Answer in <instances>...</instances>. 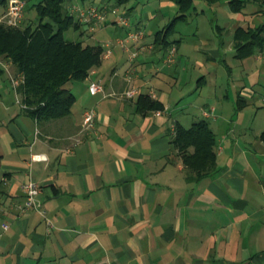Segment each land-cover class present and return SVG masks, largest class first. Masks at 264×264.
<instances>
[{"label":"crops","instance_id":"0c3cea01","mask_svg":"<svg viewBox=\"0 0 264 264\" xmlns=\"http://www.w3.org/2000/svg\"><path fill=\"white\" fill-rule=\"evenodd\" d=\"M73 1L66 7L70 15ZM157 3L176 6L167 0ZM248 6L252 8L243 13L226 7L244 24L233 21L227 28L234 30L233 39L238 28L264 23L260 4ZM157 16L165 21L161 12L149 13L133 28L146 29ZM88 22L80 20L82 27ZM109 22L104 26L112 24L118 33H103L100 39L92 34L88 42L94 43L83 42L101 46L103 61L87 80L68 83L76 101L66 118L39 122L29 116L11 84L15 68L0 60L5 71L0 77V264H264V144L259 140L264 131L254 142L241 141L230 128L218 137L225 120L222 111L202 105L198 116L197 108L167 91L165 79L177 80L182 40H177L174 62L167 63L169 51L155 50L147 41L148 31L128 52L117 44L128 30ZM217 31L222 48L225 28L218 26ZM158 54L163 67H150ZM206 55L207 63L218 67L219 61L228 68L219 50ZM263 55L259 52V59ZM258 77L249 76L251 87ZM91 81H101L103 92L90 95ZM206 83L205 76L199 78L196 90ZM237 89L240 112L254 91ZM129 90L136 91L133 98L126 97ZM140 96H150L164 110L160 115L139 111ZM240 100L245 101L242 109ZM89 109L96 110L95 124L85 130ZM212 109L213 115L205 118L204 112ZM202 120L216 135L218 171L189 183L173 148V132L177 124L190 128ZM36 155L43 160L33 161ZM29 181L41 188V208L21 214L18 206L25 202L23 186Z\"/></svg>","mask_w":264,"mask_h":264},{"label":"trees","instance_id":"16d2710c","mask_svg":"<svg viewBox=\"0 0 264 264\" xmlns=\"http://www.w3.org/2000/svg\"><path fill=\"white\" fill-rule=\"evenodd\" d=\"M70 0H43L35 5L38 24L12 29L0 24V60L9 62L17 75L25 77L17 93L21 95L24 111L33 119L44 122L68 117L75 104V95L67 88L70 82H82L91 72L101 66L104 49L101 46L84 45L81 41H70L65 33L71 29L79 31L82 24L67 11ZM132 0H104L105 9L126 6ZM178 7L177 15L154 36V49L168 51L179 41L171 40L180 24L188 22L195 11L196 0H167ZM215 7L224 0H202ZM259 3L264 14V0H230L231 12L243 13L249 4ZM8 0H0L7 8ZM109 9V8H107ZM233 48L236 58L244 60L258 52H264V23L255 27L238 28L234 34ZM5 71L0 66V77ZM17 77V76H16ZM244 100L238 108L244 107ZM139 111L164 110L150 96H140ZM259 140L264 144V132ZM172 144L182 158L186 181L199 183L218 171L217 139L206 120L184 128L177 124Z\"/></svg>","mask_w":264,"mask_h":264},{"label":"rangeland","instance_id":"374dc122","mask_svg":"<svg viewBox=\"0 0 264 264\" xmlns=\"http://www.w3.org/2000/svg\"><path fill=\"white\" fill-rule=\"evenodd\" d=\"M27 1L28 4L25 13L27 11L28 21L23 20V24L19 27H10L6 24H2L4 27L21 29L23 26L28 24L33 26L38 24L39 20L34 6L43 0ZM228 1L229 0H224L221 4L215 7L208 6L202 0L195 1L196 9L195 11H192L188 22L180 24L175 35L171 37V40L173 41L182 40L179 49L180 55L182 57L180 63L175 68L178 69V75L175 77L177 82L175 79L167 77L165 79L168 84L166 87H168L167 91H172L173 97L178 96V99L183 97V101H186L185 103L189 102L195 108H197L196 112L198 116L200 113L199 108L202 105L216 107L217 114H220L222 111L223 115H225V120L219 124L221 133L218 135V137L223 136L225 130L230 128L237 132V137L241 141L247 140L254 142V136L264 131V102H262L264 99V55L262 59H259L260 56H258L259 52L257 51L245 61H239L235 58V50L232 47V35L234 30H228L227 28L230 27L233 21L235 22V25L238 26H243L244 24L238 23V21H240V16L231 13L227 9ZM157 2L158 0H132L126 6L120 7L118 9V14H125L131 22V27L133 30L131 28L129 30L134 32H142L143 37L146 31L149 32V34H147L149 35L147 36V41L150 43H154V38L151 35H153L157 30L162 29L177 15L176 6L160 7ZM88 3L89 4H86L82 0H75L70 3V5L72 9L81 8L82 10H87L92 6L97 8L103 6V4L98 5L96 0H89ZM68 6L69 3L66 4V7ZM127 7L132 9L129 14L124 12ZM250 8L252 7L248 6L246 11L250 10ZM2 10L3 9L0 6V12ZM159 12L165 16V21L164 19H161L157 16L149 22V24L146 26V29H144L143 26L140 28H133V23L141 21L144 23V20L148 19L149 13L155 14L156 16L159 14ZM74 16L76 19L79 18L78 13H74ZM112 19H115L113 14L108 15L106 18V20H109L110 22ZM85 21H89L87 23L88 25H84L79 31H75L73 29L69 30L65 33V38L71 41L94 43V41L88 42V37L92 34L94 37L100 39L99 36L103 33H106V36L109 37L115 35V33H118L119 31V29L112 24L110 26H104L106 25L105 21L99 22L92 19ZM260 21L263 23L264 17L260 18ZM218 26L225 28V32L220 35L223 37L224 42V46L222 48L219 46L217 39ZM125 36L126 34L123 37ZM215 49L220 51L222 54V59L226 60V65L228 68H226L219 61L218 67L206 62V56H208L206 53H208L209 50ZM130 50L131 45L129 51ZM260 54L262 55L264 52H260ZM160 58V54L157 55V60H152L151 58L148 65L152 68L153 66L163 67L162 63L158 62ZM200 63H203V65ZM252 74L259 76L257 84L253 87L249 85L251 83L249 76ZM16 76L23 79L21 85L25 83V77L23 75L19 76L16 74L14 77ZM202 76H205L207 83L201 86L199 90H196V83L198 85V79ZM191 79L192 82L190 83ZM244 86L253 90L254 92L250 98L248 97L250 102L249 106L244 108L242 111L237 112V88ZM19 97L22 102L20 94ZM173 97L172 99H174ZM186 121L188 122V120ZM180 159L182 162V158Z\"/></svg>","mask_w":264,"mask_h":264},{"label":"built area","instance_id":"2783aa9c","mask_svg":"<svg viewBox=\"0 0 264 264\" xmlns=\"http://www.w3.org/2000/svg\"><path fill=\"white\" fill-rule=\"evenodd\" d=\"M28 1L27 0H8L7 8L5 10V13L0 17V24H6L10 27H19L23 24V20L25 17V10L27 7ZM74 13L79 14V19L83 21L89 19L104 22L106 21V18L108 15L113 14L115 16L114 22L122 27L127 29L126 36L123 38L118 39L117 44L119 47H121L125 51H129L130 45H132L135 42L140 41L143 38L142 32H134L132 30H129L131 27V22L127 18L125 14H118V9H110L105 10L103 8H97V7H91L87 10H82L81 8H74L71 10V15L74 16ZM88 17V18H87ZM176 47L173 46L169 50V54L167 57V63H172L175 60L176 56ZM110 52H108L109 54ZM107 55V54H106ZM137 56V53H132V58H135ZM23 82V79L19 77H12L11 78V84L13 89L17 92L18 87ZM104 87L103 83L101 81H91L89 84V93L92 96H96L103 92ZM127 98H133L136 95L135 90H129L126 92ZM154 97L155 95L152 94ZM24 108V106H22ZM214 109L211 111H205L204 117L209 118L213 115ZM157 115H160L161 112H156ZM95 118H96V110L95 109H89L84 114V121H83V129L88 130L93 128L95 124ZM175 134V131L173 132V135ZM43 156H33V161H42ZM23 191L25 193V202L18 206V211L22 214L30 209H40L41 205L37 203V197L40 194L41 188L40 186L33 182L29 181L23 186ZM49 227H53V225L50 223ZM4 229H8V225L4 226Z\"/></svg>","mask_w":264,"mask_h":264}]
</instances>
